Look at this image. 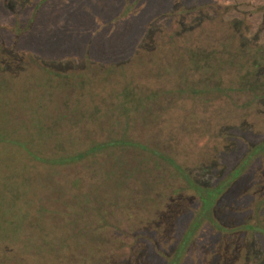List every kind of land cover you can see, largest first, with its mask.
Segmentation results:
<instances>
[{
  "label": "rangeland",
  "instance_id": "rangeland-1",
  "mask_svg": "<svg viewBox=\"0 0 264 264\" xmlns=\"http://www.w3.org/2000/svg\"><path fill=\"white\" fill-rule=\"evenodd\" d=\"M258 44L264 0H0V264H37L41 252L52 264H166L163 252L177 247L199 206L171 166L132 147L46 165L5 135L29 139L47 157L125 129L216 185L264 138V99L173 89L217 82L203 76L204 60L193 69L186 51L231 56ZM120 63L126 67L110 66ZM46 68L62 74V87L40 107L34 92L30 102L16 91L42 82ZM106 69L115 70L108 79ZM221 75L223 87L238 79L233 68ZM81 80L89 83L84 91ZM128 83L144 98L126 122L113 93ZM152 91L157 96L146 98ZM91 93L96 107L86 102ZM41 113L53 132L39 138L34 118ZM263 197L264 157H257L217 204L226 228L205 224L182 264H264Z\"/></svg>",
  "mask_w": 264,
  "mask_h": 264
},
{
  "label": "trees",
  "instance_id": "trees-1",
  "mask_svg": "<svg viewBox=\"0 0 264 264\" xmlns=\"http://www.w3.org/2000/svg\"><path fill=\"white\" fill-rule=\"evenodd\" d=\"M248 49L241 48L236 49L235 52H232L231 56H227V53L229 50L221 51L219 54L216 50H201L200 52H196L193 50L186 51L187 55H189V60L194 64L195 69L197 63L199 60H204L202 65L200 66V70H204V74H212L214 77H216L217 82L214 83L210 87H201L197 88L195 83L193 85V82L188 84L187 87H178L173 89L174 92H183L186 90H191L193 92L197 93H207V92H217V93H227V92H249V103L259 101L261 99H264V44H258V45H251L247 46ZM225 50V49H224ZM216 53V54H215ZM219 54V55H218ZM211 55V56H210ZM226 55V56H225ZM117 66L116 69H124L125 64H111L110 66ZM233 68L236 72V79L237 81L234 86L232 87H223L222 81H221V72L225 69ZM114 69H106L105 76L107 79L109 78V75L115 72ZM49 76V77H48ZM56 76H59L57 78H54ZM62 76L61 73H58L57 71H54L53 69L46 68L44 70V76L42 79V82L36 81L34 85L31 86H25V89L18 90L16 92H19L21 96L22 91L26 95L25 99L26 101L31 102V95L32 92L35 93L36 97L34 100L35 102H39L40 107L47 106V103L49 100H55L54 93L55 88L62 87V84L59 83V78ZM78 74H73L74 80L76 81L78 78ZM85 76V75H82ZM53 77V78H52ZM59 85L57 86L56 83ZM81 84L78 85V88L81 90H85L89 88V83H86L85 81L81 80ZM73 86V85H72ZM135 86H133L132 83L125 84L118 92L113 93V97L116 99V105L119 110L123 114L126 115V122L131 117L130 111L135 105L134 102L138 100V102H142L143 96L137 97V92L134 90ZM43 90V91H42ZM39 91V92H36ZM31 92V93H30ZM157 96V92L152 91L147 95L146 98H155ZM97 95L94 93L89 94L88 99L86 102L94 105ZM86 99V95L84 93L79 94V96L76 99V106L78 103H83ZM64 100H60L59 102L61 104H64ZM54 102V101H53ZM33 106V105H32ZM107 111V110H106ZM105 111V113H106ZM45 113L37 114L34 118V123L36 125V131L34 134L38 136L39 138L44 137L48 135L49 132H53V130L48 127V125L45 123L43 116ZM63 118L70 119V115L65 113L62 115ZM71 118H73V115H71ZM61 119H59L60 121ZM73 120V119H72ZM56 132V131H55ZM116 131H110L109 135L106 136L102 140H93L90 142V144L74 149L71 151H68L66 153L55 155V156H41L32 149L29 144L28 140H19L15 138H10L5 135V141L9 143H17L19 145L24 144L27 147V151L29 153H33L35 158L34 160L39 161L46 165H66L71 163H77L84 161L85 159L94 157L98 155L99 153L115 147H132L140 149L144 152H148L149 154L156 156L157 158L163 160L171 166L176 172L177 175L180 177V179L184 183V188L192 191L195 196L199 199V206L195 210L194 215L192 219L190 220V223L188 224L182 240L179 241V244L177 247L171 252V253H164L166 264H182L183 259L186 255L187 249L190 246L192 240L196 236V234L200 231V229L205 224H211L214 228H221L224 226V224L218 219L216 216V207L218 202L221 199V196L248 170L250 164L252 161L257 157H264V138L255 143L254 145H251V148L246 153V155L243 157V159L240 161L239 165L233 169L235 171V174L233 175L232 172L228 173L227 176H225L223 179L219 181L216 185H208L205 183H202L198 181L184 166L181 162H179L175 157L163 152L159 147H152L146 143L137 141L130 137L125 129L120 133H115ZM33 133L30 135V138H33L35 135ZM138 145V146H136ZM36 154V155H35ZM33 159V158H32ZM264 198V197H263ZM257 205V204H256ZM256 208V215L257 214ZM258 218V217H257ZM260 222V220H256ZM250 226L247 228L249 229ZM226 227L224 226V229ZM245 228L244 231L248 232V229ZM6 234H9L7 231ZM44 237H49L50 234L49 230L45 233L42 232ZM9 237V236H5ZM26 243L24 246V249H28L26 247H29L28 241H24ZM99 245V244H98ZM91 246V250H97L100 249V246L95 247ZM69 249V248H68ZM40 251V250H39ZM67 251V250H65ZM41 252V251H40ZM42 262L38 261L37 264H52V260L55 258L53 256L50 257L48 254L49 252H41ZM162 253V252H161ZM58 255H56V262L62 261V257L59 256L61 260H58ZM55 262V260H54Z\"/></svg>",
  "mask_w": 264,
  "mask_h": 264
},
{
  "label": "flooded vegetation",
  "instance_id": "flooded-vegetation-1",
  "mask_svg": "<svg viewBox=\"0 0 264 264\" xmlns=\"http://www.w3.org/2000/svg\"><path fill=\"white\" fill-rule=\"evenodd\" d=\"M210 50H213V49H210ZM207 51H209V49H208ZM209 52H210V51H209Z\"/></svg>",
  "mask_w": 264,
  "mask_h": 264
}]
</instances>
